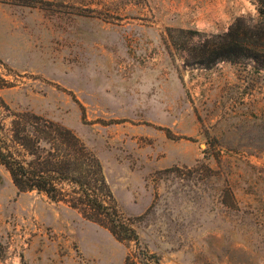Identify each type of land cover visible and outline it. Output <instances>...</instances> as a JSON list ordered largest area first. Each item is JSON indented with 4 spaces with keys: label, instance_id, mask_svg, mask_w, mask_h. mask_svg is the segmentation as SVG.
Returning a JSON list of instances; mask_svg holds the SVG:
<instances>
[{
    "label": "rangeland",
    "instance_id": "rangeland-1",
    "mask_svg": "<svg viewBox=\"0 0 264 264\" xmlns=\"http://www.w3.org/2000/svg\"><path fill=\"white\" fill-rule=\"evenodd\" d=\"M264 2V0H261ZM204 0H0V264H126L135 243L73 207L99 192L161 264H264V17ZM209 10V11H206ZM242 54L226 57L235 45ZM70 132V133H69Z\"/></svg>",
    "mask_w": 264,
    "mask_h": 264
},
{
    "label": "trees",
    "instance_id": "trees-1",
    "mask_svg": "<svg viewBox=\"0 0 264 264\" xmlns=\"http://www.w3.org/2000/svg\"><path fill=\"white\" fill-rule=\"evenodd\" d=\"M257 1L259 4V13L264 17V2ZM244 46L242 44L235 45V51H229L226 58L234 60L242 54ZM70 133V132H69ZM0 163L3 164L10 172L13 182L16 187L21 191H33L45 193L53 201H66L64 189L59 187L63 182L62 177H58L56 181L55 174L58 173L56 169H48L43 167L40 169V164L34 166V161H21L12 156L8 151L5 153L0 150ZM75 185L72 189L74 193L71 200L68 202L73 207L84 209L85 214L92 216V218H110L111 231L120 240H127L135 243V253L130 256L126 264H161L159 257L156 254L150 253L142 246L141 238L136 230L129 227L118 216V212L113 207L106 205L104 199L100 197L99 192L90 188L87 182L77 179L76 177L70 178ZM62 181V182H61Z\"/></svg>",
    "mask_w": 264,
    "mask_h": 264
},
{
    "label": "crops",
    "instance_id": "crops-1",
    "mask_svg": "<svg viewBox=\"0 0 264 264\" xmlns=\"http://www.w3.org/2000/svg\"><path fill=\"white\" fill-rule=\"evenodd\" d=\"M204 0H190L191 8L199 9V6ZM219 6L232 7L239 5V0H214ZM209 11V10H206Z\"/></svg>",
    "mask_w": 264,
    "mask_h": 264
}]
</instances>
